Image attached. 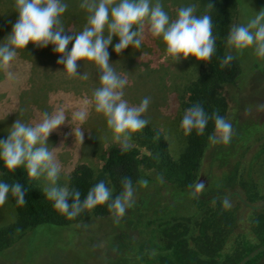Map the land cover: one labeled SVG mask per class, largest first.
Wrapping results in <instances>:
<instances>
[{
	"label": "rangeland",
	"instance_id": "rangeland-1",
	"mask_svg": "<svg viewBox=\"0 0 264 264\" xmlns=\"http://www.w3.org/2000/svg\"><path fill=\"white\" fill-rule=\"evenodd\" d=\"M5 1L0 0V40L16 20L11 12L15 11L12 2ZM237 1L239 22L234 15L232 25L245 23L255 12L264 11V0ZM65 3L67 8L60 23L64 34L75 35L85 24V20H79V14H73L80 10V0ZM178 3L174 16L186 4L183 0ZM147 33L145 27L138 49L129 46L116 54L110 44L108 59L113 69L126 78L123 99L136 105L143 97H149L142 118L173 140V132L164 126L177 117V110L172 109L176 104L162 98L163 93L158 90L161 85L194 78L196 61L192 57L173 61L165 55L160 39ZM116 40L113 36L112 43ZM70 47L71 42L65 51ZM51 49L52 45L41 48L29 43L24 50H17L7 67L0 68V139L7 137V128L16 119L35 124L42 113L63 109L65 121L49 133L46 144L53 161L60 166L59 184L67 185L68 173L75 163L91 161L99 169L107 148L120 142L90 103L98 82L96 68L77 61V73L81 75L70 76L62 65H57V54ZM232 53L240 59L244 73L240 86L246 93L237 95V105L247 109L238 108L232 122L233 142L222 143L214 161L209 156L204 158L189 191L154 181L140 184L134 187V202L119 219L113 215L95 217L75 229L38 225L0 249V264H159L157 259L153 260L151 249L165 246L177 232L189 237L187 264H235L245 251L260 242L264 238V155L255 159L253 155L258 143L264 142L259 140L264 136V109L260 108L264 104V58L257 57L251 47ZM224 90L228 103L236 107V90ZM164 92L167 95L168 90ZM80 109L87 111L82 124L71 118ZM77 126L82 132L81 140L72 135V128ZM128 145H134V141L129 139ZM249 145L246 157L254 160L250 174L246 175L243 167L240 178L225 183L227 165L238 160L241 150ZM0 180L3 181L1 173ZM33 182L44 191L49 186L43 176L33 178ZM15 217L8 196L0 205V226L11 223ZM260 264H264V256Z\"/></svg>",
	"mask_w": 264,
	"mask_h": 264
},
{
	"label": "clouds",
	"instance_id": "clouds-1",
	"mask_svg": "<svg viewBox=\"0 0 264 264\" xmlns=\"http://www.w3.org/2000/svg\"><path fill=\"white\" fill-rule=\"evenodd\" d=\"M79 7L87 13L85 24L73 35L64 34L65 29L60 26L59 18L67 8L65 0H15L16 20L0 40V68L7 67L17 50H24L29 43L41 48L52 45L51 50L57 54V65H62L63 71L70 76L81 75L77 73V61L91 63L98 72V82L90 103L94 112L104 117L107 128L124 152L128 150L130 134L147 124L142 114L147 110L150 98L145 96L136 105H129L123 99L127 81L109 63V45L116 54L129 46L138 49L146 27L152 37L160 39L165 55L173 61L192 57L204 62L215 51L211 17L206 13L196 15L194 4L181 6L175 16L170 17L161 0H80ZM113 36L117 38L115 43H112ZM70 42L71 47L65 51ZM224 43L234 50L251 47L257 57L264 58V11L255 12L245 23L232 25ZM232 59L231 53H226L220 61L221 66ZM8 75L11 77L12 74ZM86 115V109H80L73 112L71 118L82 124ZM210 119L214 123L208 141L227 144L232 135L231 124L216 113L207 114L199 103L184 109L179 127L184 135L193 131L202 134ZM64 121L63 109L42 113L35 124L16 119L7 128V137L0 139V166L9 171L22 166L29 178L43 176L49 185L45 197L67 219L105 203L111 214L119 219L134 202V188L129 178L121 180L122 190L114 197L103 180L91 186L83 199L80 191L57 185L60 166L53 161L46 140ZM72 135L82 139L79 126L72 128ZM138 183L142 185L143 181ZM25 191L18 182L9 184L0 180V205L11 195L17 206H23Z\"/></svg>",
	"mask_w": 264,
	"mask_h": 264
},
{
	"label": "trees",
	"instance_id": "trees-1",
	"mask_svg": "<svg viewBox=\"0 0 264 264\" xmlns=\"http://www.w3.org/2000/svg\"><path fill=\"white\" fill-rule=\"evenodd\" d=\"M10 1L15 9V0ZM183 1L186 3L185 6L188 4L195 5L196 15L206 13L211 17L212 35L215 37V51L207 61H196L197 73L191 80L177 81L173 85H161L159 87L158 93L161 95L163 93L161 97L164 99L169 98L171 102L176 104L172 109L177 110V117L173 121L165 123L164 126V128L171 129L174 139H170L156 125L147 122L143 129L130 134V139L134 141V145H128L127 151L122 152L120 144L110 145L103 156L99 169H96L91 161L75 163L68 173L67 187L80 191L81 199L91 186L101 180L105 182L106 187L112 190V196L114 197L122 190L120 182L124 177L132 181L133 188L140 185L138 181L147 184L154 181L162 183L164 186H171L178 191H189L195 184L204 158L209 156L210 161L215 160L222 143L211 144L207 139L208 135L213 133L214 122L210 119L202 134L193 131L188 135H184L179 123L184 109L190 107L193 103H199L207 114L216 113L224 117L232 126L233 119H235L240 107V105L239 107L237 105L236 97L240 94L246 95V93H243L240 86L243 83L242 74H244L242 73L240 59L232 53L235 51L234 49H228L225 46L224 40L232 26L234 15L239 22L240 10L237 0ZM178 2L180 0H161L164 11L170 17L174 16ZM79 9L73 14H79V20H85L86 11ZM11 12L13 13L12 16L16 18V12ZM62 18L59 19L60 22ZM62 25L60 23V26ZM147 34L150 35V33ZM226 53H231L233 59L229 64L222 67L220 61ZM225 87L236 90L234 101L236 107L228 103L224 93ZM167 90V95H165L166 92L164 91ZM135 99L139 98L136 97ZM260 108L264 109V104H261ZM259 140H264V136H260ZM229 141L233 142L232 137ZM250 148V145L246 146V149L241 150L238 160L227 165L229 171L226 173L225 183L231 182L232 178H240L243 175L241 171L243 167L246 168L245 174H250L254 162L253 158L247 160L246 157V155H249ZM255 154L253 155L254 159L255 156L264 155V142L260 141L258 143ZM261 169H264V161ZM0 173L4 182L9 184L18 182L26 189L23 206H17L15 198L9 195L16 217L11 223L0 226V249L11 244L15 237L22 235L26 230L38 225L51 224L57 227L75 229L84 225L88 219L94 220L95 217L112 215L107 209V203H105L91 210L83 211L72 219H67L52 207L53 202L45 197V191L34 184L33 178L27 177L22 166L13 171L0 166ZM56 183L60 185L58 180ZM92 222L96 223L98 221ZM188 238L187 233L177 232L171 235L165 246L151 249L154 254L153 260L157 259L159 264H187L189 259H186L185 252ZM263 256L264 238L245 251L235 264H260Z\"/></svg>",
	"mask_w": 264,
	"mask_h": 264
}]
</instances>
